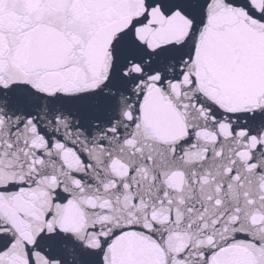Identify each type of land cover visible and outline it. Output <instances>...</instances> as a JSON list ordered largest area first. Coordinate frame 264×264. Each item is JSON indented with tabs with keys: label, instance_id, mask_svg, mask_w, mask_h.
Returning <instances> with one entry per match:
<instances>
[{
	"label": "snow or ice",
	"instance_id": "obj_1",
	"mask_svg": "<svg viewBox=\"0 0 264 264\" xmlns=\"http://www.w3.org/2000/svg\"><path fill=\"white\" fill-rule=\"evenodd\" d=\"M0 264H264V0H0Z\"/></svg>",
	"mask_w": 264,
	"mask_h": 264
}]
</instances>
